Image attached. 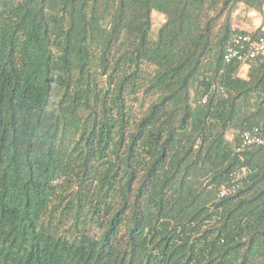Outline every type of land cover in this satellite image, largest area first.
Masks as SVG:
<instances>
[{
  "label": "trees",
  "instance_id": "16d2710c",
  "mask_svg": "<svg viewBox=\"0 0 264 264\" xmlns=\"http://www.w3.org/2000/svg\"><path fill=\"white\" fill-rule=\"evenodd\" d=\"M240 3L263 13L0 0V264H264V144L243 145L264 56L224 59L264 27L235 26Z\"/></svg>",
  "mask_w": 264,
  "mask_h": 264
},
{
  "label": "built area",
  "instance_id": "2783aa9c",
  "mask_svg": "<svg viewBox=\"0 0 264 264\" xmlns=\"http://www.w3.org/2000/svg\"><path fill=\"white\" fill-rule=\"evenodd\" d=\"M259 55H264V35L251 39L247 34L233 33L225 48L224 59L227 62L232 60L247 62ZM252 144H264V130L260 127H254L243 133V145ZM248 172L247 168H242L236 170L234 175L239 179L245 177Z\"/></svg>",
  "mask_w": 264,
  "mask_h": 264
},
{
  "label": "rangeland",
  "instance_id": "374dc122",
  "mask_svg": "<svg viewBox=\"0 0 264 264\" xmlns=\"http://www.w3.org/2000/svg\"><path fill=\"white\" fill-rule=\"evenodd\" d=\"M254 10H251L247 8L243 3L238 4L237 9L232 14V23L235 26H241L239 24L243 22H247L252 24L254 26V29L257 28V26H260L259 19L256 18L260 12L256 13L257 15H254ZM260 18V17H259ZM164 21V15L158 12L153 13V27H152V36H156L157 30L160 27V25ZM246 67L241 70V75L245 76L246 74Z\"/></svg>",
  "mask_w": 264,
  "mask_h": 264
},
{
  "label": "crops",
  "instance_id": "0c3cea01",
  "mask_svg": "<svg viewBox=\"0 0 264 264\" xmlns=\"http://www.w3.org/2000/svg\"><path fill=\"white\" fill-rule=\"evenodd\" d=\"M254 12H255L254 15H257L256 14L257 11H254ZM256 18H258L260 20L259 21V23H260L259 25L264 27V10H263V13L259 14ZM239 25H241L240 27L245 28V29H254V26L252 24L248 23V21L247 22H243V23H241ZM257 27H259V26H257Z\"/></svg>",
  "mask_w": 264,
  "mask_h": 264
}]
</instances>
